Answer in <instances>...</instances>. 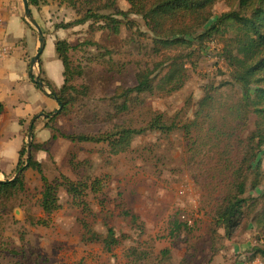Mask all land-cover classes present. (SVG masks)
<instances>
[{"label":"rangeland","instance_id":"374dc122","mask_svg":"<svg viewBox=\"0 0 264 264\" xmlns=\"http://www.w3.org/2000/svg\"><path fill=\"white\" fill-rule=\"evenodd\" d=\"M117 8L128 11L130 4L119 0ZM238 9V0H217L214 20ZM31 10L44 33L49 37L58 33L48 38L40 60L56 57L58 40L73 47L72 104L52 124L60 133L102 136L123 126L146 128L158 117L176 128L137 135L131 148L119 155H113L106 142L73 143L61 137L52 143L50 153L35 151L50 182L62 175L76 182L99 180L101 191L77 199L61 188L62 209L48 217L40 205L41 176L27 170L26 191L8 202L0 201V264H130L127 254L132 248L149 255L146 264H264L260 253L264 251V175L249 176L245 197L250 206L239 228L228 235L213 222L229 186L226 163L243 156L242 148L257 121L251 115L244 125L234 117L242 90L226 57V39L235 36L233 31L214 33L204 42L193 39L190 47L166 49L157 45L138 15H116L120 22L116 33L105 22L56 28L81 19L82 5L71 8L39 0ZM10 42L17 41L10 37ZM4 48L9 49L5 57ZM13 49L12 43L0 44V57L9 59ZM171 59L184 65L187 77L184 87L173 93L161 82ZM39 65L32 70L31 60L35 77H41ZM145 70L153 74L154 92L139 96L129 112L121 113L115 97L134 87ZM208 94L217 105L209 109L210 117H200L199 102ZM260 171L264 173V161ZM4 176L1 179L12 178L14 172ZM127 214L136 215L137 224ZM175 219L190 221L189 230L176 239L171 235ZM85 226L103 239L83 241ZM109 227L115 229L118 241L111 252L103 242ZM165 250L170 251L168 257L163 255Z\"/></svg>","mask_w":264,"mask_h":264},{"label":"trees","instance_id":"16d2710c","mask_svg":"<svg viewBox=\"0 0 264 264\" xmlns=\"http://www.w3.org/2000/svg\"><path fill=\"white\" fill-rule=\"evenodd\" d=\"M30 7H38L39 0H28ZM62 5L71 8L84 6V16L72 23L57 26L58 29H70L75 26L84 25L88 22H105V26L114 32H119L120 22L117 16L127 18L128 15H138L145 19L149 31L154 35L157 45L171 49L179 46L190 47L193 39H199L204 42L211 38L214 33H226L233 31L235 36L226 39V57L231 67L234 68V81L242 90V97L238 102L234 117L237 122L248 124L250 116H256V130L251 132L248 143L242 150L243 156L235 163L227 161V167L230 169L228 176L229 186L223 192L222 203L215 209L213 214L214 226L222 228L229 235L235 229L239 228L245 216V209L248 208L249 199L245 197L248 191L249 176L255 172V175L261 177L260 173L264 161V0H238L239 9L223 14L214 20L213 10L217 0H124L130 4L128 11H120L117 8L119 0H54ZM110 10L111 15L101 14L103 11ZM23 21L34 31L35 28L28 23L25 17ZM104 28V26H102ZM45 36L47 35L44 33ZM224 37V36H223ZM225 38V37H224ZM56 53L64 66V84L60 92L55 93L59 98V106L62 110L59 115L68 112L72 104L70 92L75 91L72 85L74 74L70 59V51L73 47L65 40H58L55 43ZM178 59H171L168 73L163 77L162 83L166 84L169 92L173 93L181 90L186 82V70L184 65L179 63ZM41 67V60L39 61ZM30 69V65H29ZM41 77H35L29 73L31 81L37 88L36 79L39 78L51 88L50 83L43 77V71L40 69ZM153 74L145 70L138 75L137 84L120 92L115 98L117 110L121 113L130 111L131 103L139 96L152 93L155 90ZM52 89V88H51ZM54 98V96H51ZM121 102V103H119ZM216 101L211 94H208L199 102L200 117H210L212 107L215 109ZM5 107L0 102V116L4 113ZM52 114V113H51ZM50 114V115H51ZM35 116L27 129L26 138L18 153V160L12 178L0 180V201L8 202L15 195L26 191L25 172L29 169L37 172L44 183V189L41 198V208L48 216L62 209L60 203L59 190L64 188L67 193L77 199H83L87 192L98 193L101 191L99 180L91 182L73 181L65 175L60 179L50 182L44 174L43 164L35 158V151L50 153L52 143L58 138L69 140L73 143H101L106 142L113 155H119L127 152L135 136L146 131L170 132L176 128L173 125L164 124L158 117L151 121L146 128L133 129L123 126L112 133H106L102 136L89 135H66L60 133L52 124L57 117L46 118L45 128L50 129L52 136L45 142H37L36 135L33 134L32 155L29 157L28 133L30 128L36 129ZM23 124V121H21ZM249 126V125H248ZM234 136V135H233ZM233 136L229 137L230 148H233ZM21 173L18 178L16 175ZM91 183H90V182ZM254 188H257L255 186ZM83 201V200H82ZM85 208L90 209L89 204L85 203ZM133 222L137 224L138 217L129 215ZM39 224L46 225L45 221L39 220ZM189 221L182 222L175 219L172 223L171 235L174 239L181 232L189 230ZM86 233L83 241L93 242L103 239L98 233L94 232L88 226H85ZM107 251L118 244L116 231L109 227L107 237L103 240ZM264 254V251H260ZM163 255L168 257L170 251H163ZM127 257L130 264H146L149 262V255L132 248L128 251Z\"/></svg>","mask_w":264,"mask_h":264},{"label":"crops","instance_id":"0c3cea01","mask_svg":"<svg viewBox=\"0 0 264 264\" xmlns=\"http://www.w3.org/2000/svg\"><path fill=\"white\" fill-rule=\"evenodd\" d=\"M23 11L24 4L21 0H0V44L12 43L15 52L9 59L0 57V102L5 107L4 113L0 116V143H2L0 180L15 169L18 153L25 141L31 120L39 116L35 122L34 133L36 140L45 142L51 138L52 132L45 128V119L48 117L42 115L53 114L60 108L55 98L37 88L29 77V73H32L29 65L38 53L40 44L37 32L23 21ZM55 35L57 36L58 33H53L52 36ZM10 37H14L17 42H10ZM45 37L47 43L50 37L49 35ZM40 68L43 77L51 85L52 89H50L58 93L64 84L62 61L57 55L50 59H42ZM47 87L49 88L48 85ZM43 136L47 138L42 140ZM40 157L44 158L43 155Z\"/></svg>","mask_w":264,"mask_h":264},{"label":"water","instance_id":"95a60500","mask_svg":"<svg viewBox=\"0 0 264 264\" xmlns=\"http://www.w3.org/2000/svg\"><path fill=\"white\" fill-rule=\"evenodd\" d=\"M23 4H24V17L25 19L28 21V23H30L37 31L38 37H39V51L38 53L35 55V57L32 59V70L35 67V65L39 64L40 58L43 54V52L45 51V47H46V37L45 34L41 28V26L39 25V23L36 21V19L33 16L30 4L28 0H22ZM36 84L39 85L40 89H42L43 91H45L46 93H48L51 96H54L55 100L59 103V98L55 95V92L52 91L50 88L47 87V85H45V83L43 81H41L39 78H37L36 80ZM62 110V106H60V108L53 113L52 115H46L43 114L42 116L48 117V118H54L56 117ZM33 134H34V130L33 128H30L29 133H28V140H29V157H31L32 155V145H33ZM21 173H18L16 175V178H18L20 176Z\"/></svg>","mask_w":264,"mask_h":264},{"label":"built area","instance_id":"2783aa9c","mask_svg":"<svg viewBox=\"0 0 264 264\" xmlns=\"http://www.w3.org/2000/svg\"><path fill=\"white\" fill-rule=\"evenodd\" d=\"M4 52H5V53H4ZM7 53H9V49L4 48V49H3V56L5 57ZM189 223H190V221H189Z\"/></svg>","mask_w":264,"mask_h":264}]
</instances>
